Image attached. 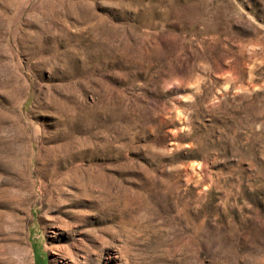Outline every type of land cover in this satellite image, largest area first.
<instances>
[{
	"label": "rangeland",
	"instance_id": "rangeland-1",
	"mask_svg": "<svg viewBox=\"0 0 264 264\" xmlns=\"http://www.w3.org/2000/svg\"><path fill=\"white\" fill-rule=\"evenodd\" d=\"M0 264H264V0H0Z\"/></svg>",
	"mask_w": 264,
	"mask_h": 264
}]
</instances>
